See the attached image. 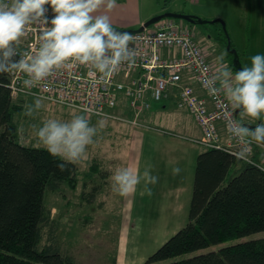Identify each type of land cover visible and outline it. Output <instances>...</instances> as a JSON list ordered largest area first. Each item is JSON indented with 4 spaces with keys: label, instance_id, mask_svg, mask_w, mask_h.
Here are the masks:
<instances>
[{
    "label": "rangeland",
    "instance_id": "obj_1",
    "mask_svg": "<svg viewBox=\"0 0 264 264\" xmlns=\"http://www.w3.org/2000/svg\"><path fill=\"white\" fill-rule=\"evenodd\" d=\"M141 3L137 4V13L139 17L151 15L146 21L168 12L195 15L204 20L223 19L227 32L221 22L198 25L183 19L178 21L193 28L202 48L213 51L215 57L209 59L212 63L217 61L213 64L219 65L217 57L226 53L224 61L220 63L227 64L233 75L236 71L230 63L225 37L228 39L229 36L232 48L238 51L243 67L251 66L252 56L264 55V0H141ZM100 13L102 10L96 14ZM153 26L154 24L150 26L151 29ZM23 98L25 104H33L37 97ZM43 104L44 107L32 117L26 116L24 110L15 115L19 127L23 125L25 129L20 136L24 145L44 147L36 137L32 125L39 128L47 119L69 121L74 115H86L75 108L45 99ZM86 116L93 126L103 119L105 127L98 130L94 137L95 143L87 146L86 159L77 163L76 188L62 183L58 191L45 192L49 220L43 226L42 244L53 242L54 239L61 252L72 256L77 264H146L147 259L165 241L187 224L193 180L191 178L188 192L185 186L187 180H183L185 184L181 185L178 175L163 184H150L148 187L152 189L151 196L146 194L144 182L141 181L132 193L124 197L113 191L112 177L118 169L123 168H130L134 172L136 170L142 175L147 161L152 164L153 174L157 176L162 172L161 159L165 154L163 150H156V142L153 143L149 136L157 135L172 145L182 141L151 132L149 128L137 129L130 124L93 115ZM238 119H241L240 113ZM260 120H264V113L257 121ZM247 121V117H244L242 122L246 124ZM138 141L142 142L141 147H137ZM184 143L191 146L187 152L189 164L186 166L185 155L178 153L179 162L175 167H179L182 172L184 168L189 169L192 163L194 175L196 158L192 154L203 148ZM94 160L99 163L101 171L90 177L87 173ZM259 237H264V231L213 244L175 259Z\"/></svg>",
    "mask_w": 264,
    "mask_h": 264
},
{
    "label": "trees",
    "instance_id": "obj_2",
    "mask_svg": "<svg viewBox=\"0 0 264 264\" xmlns=\"http://www.w3.org/2000/svg\"><path fill=\"white\" fill-rule=\"evenodd\" d=\"M229 57L237 71L230 52ZM14 59L19 60L18 55ZM8 82L9 73L0 74V264H77L54 239L42 244L43 226L49 220L45 192L58 191L62 183L76 188L77 164L61 171L57 165L64 161L59 157L45 147L21 142L15 115L24 110L25 99L14 98ZM253 147L254 163L237 160L224 148H205L197 155L188 222L146 264H264V237L175 259L264 231V162L255 153L258 146ZM100 171L94 160L87 175Z\"/></svg>",
    "mask_w": 264,
    "mask_h": 264
},
{
    "label": "clouds",
    "instance_id": "obj_3",
    "mask_svg": "<svg viewBox=\"0 0 264 264\" xmlns=\"http://www.w3.org/2000/svg\"><path fill=\"white\" fill-rule=\"evenodd\" d=\"M45 5H51L55 16L51 27L42 30L38 52L27 59L21 57L17 48L26 34L28 25L42 22L49 24ZM116 0H0V74L13 71L26 74L25 88L36 86L48 78L55 70L66 66L69 61L90 65L105 78H111L121 64L130 66L136 62L134 45L136 37L128 32L117 31L107 14L96 15L101 10L111 11ZM226 53H221L218 61H224ZM208 94L218 97L221 93L237 109L240 121L229 120L227 131L243 147L230 153L237 160H249L250 145L264 146V122L254 129L245 126L244 117L259 119L264 113V55L251 57V66H244L233 72L227 64L220 67L204 82ZM43 97H37L33 104H25L24 114L32 117L44 107ZM35 129L39 142L53 157L64 163L57 166L61 171L67 164H77L86 159V148L95 143L98 130L105 127L103 119L96 126L90 124L86 115H74L69 121L47 119ZM23 125L17 133L23 135ZM259 167V165H256ZM264 170V169H261ZM181 169L174 167L172 174L179 175ZM113 191L127 197L136 186L144 182L145 192L152 195L149 184L155 185L158 177L151 174L150 166L142 175L130 168L118 169L112 177Z\"/></svg>",
    "mask_w": 264,
    "mask_h": 264
},
{
    "label": "built area",
    "instance_id": "obj_4",
    "mask_svg": "<svg viewBox=\"0 0 264 264\" xmlns=\"http://www.w3.org/2000/svg\"><path fill=\"white\" fill-rule=\"evenodd\" d=\"M5 2L10 4L11 0ZM45 7L48 9L46 16L49 24L39 22L27 26L17 48L19 59L34 56L41 44L42 30L51 27L50 21L55 13L51 6ZM128 33L136 37L132 45L136 62L131 66L121 64L111 78L103 77L90 65L69 61L36 86L25 88L22 82L27 79L26 74L13 71L9 73L8 82L12 96H39L86 115L155 129L205 148H224L230 153L239 151L243 146L227 131L229 120L239 121L236 109L223 93L218 97L208 94L203 82L219 67L210 61L209 50L199 44L193 28L175 19L164 18L156 22L152 29L149 26L144 31ZM194 84H198L204 94H200ZM172 88L176 89L177 107L194 116L202 130L201 137L187 136L142 122V115L151 107L149 99L160 102ZM220 123L228 133L227 142L221 138ZM254 144L250 145L251 161Z\"/></svg>",
    "mask_w": 264,
    "mask_h": 264
},
{
    "label": "crops",
    "instance_id": "obj_5",
    "mask_svg": "<svg viewBox=\"0 0 264 264\" xmlns=\"http://www.w3.org/2000/svg\"><path fill=\"white\" fill-rule=\"evenodd\" d=\"M137 4H142L141 0H116V7L112 9L111 11H106L102 10V13L100 14H107L110 17L112 26L114 28L118 29H126V30H131V29H137L139 28L151 15L147 16H141L139 17L137 13ZM118 14H110V13H116ZM96 14V15H100ZM219 65H215L217 67H220L222 63ZM213 63H217L215 60ZM225 64V63H223ZM194 87L200 94H204L202 89L199 87L198 84H194ZM176 89L172 88L168 92V96L164 98L162 101L157 102L155 100L149 99L151 103V107L142 115V122L150 124V125H155L156 127L160 129H165L169 130L172 132L176 133H181L187 136H194V137H201L202 136V130L200 126L197 124L194 116L187 110L184 109H179L176 104ZM248 121L245 124V126L250 127L252 124L256 123H262L263 121H257L258 119H254L251 117H247ZM220 133H221V138L223 142H227L228 140V133L226 132L224 126L220 123ZM137 129H141L138 127H135ZM151 132L161 134L165 137L172 138V139H177L182 142H175L176 144H171L169 141L163 140L157 135H151L149 138H151L152 142H156L155 147H158L156 150H163L164 151V157L161 159L163 169L161 170V173H158L157 176L159 177L158 182L159 183H165L170 180V178L174 179L178 176H180L181 181L179 182L181 185L185 184L182 181H186L187 183L185 186H187V192L189 191L188 185L191 181V178L193 180L194 175H192V163L188 168H184V170L177 176L172 174V169L175 167V165L178 164V153L181 155H185V161H186V166L189 164L190 158L188 157V153L190 151L191 146H187L184 142L195 144L189 140L178 138L169 134H165L161 131L155 130V129H150ZM174 142V141H173ZM142 142L138 141L137 142V147H141ZM201 146V145H198ZM203 149L199 150L195 153L192 154L194 158L197 157V155L202 152L205 147L201 146ZM261 154L262 162H264V146H258L256 148L255 153ZM177 157L174 161L173 158ZM146 167L150 166V171L151 174H153L152 171V164H149V161L146 163ZM144 164V165H145ZM183 164H184V159H183ZM174 166V167H173ZM145 167V166H144ZM145 167V168H146ZM135 172H137L135 170ZM139 173V172H138ZM178 182V181H177ZM150 185V184H149ZM164 192V191H162ZM186 192V193H187ZM168 195V194H167Z\"/></svg>",
    "mask_w": 264,
    "mask_h": 264
},
{
    "label": "water",
    "instance_id": "obj_6",
    "mask_svg": "<svg viewBox=\"0 0 264 264\" xmlns=\"http://www.w3.org/2000/svg\"><path fill=\"white\" fill-rule=\"evenodd\" d=\"M49 6H51V5H49ZM164 18L183 19V20H185V21H187L189 23H192V24H208V23L221 22L223 24V29L226 30V32H227L226 22L223 19H221V18H217V19H214V20H204V19H201V18H199V17H197L195 15H189V14L178 13V12H168V13H165L163 15L154 16L150 20L145 21L137 29H131V30L118 29V28H115V29L117 31H125V32H140V31H144L145 28L155 24L156 22H158V21H160L161 19H164ZM227 48H228V51L233 54V63H234L235 68L237 69V71L240 70L243 67L242 66V62L240 60L238 51L236 49H234V48H231V40H230L229 36H228ZM235 112H236V115L238 116L239 113H240V109L236 108Z\"/></svg>",
    "mask_w": 264,
    "mask_h": 264
},
{
    "label": "flooded vegetation",
    "instance_id": "obj_7",
    "mask_svg": "<svg viewBox=\"0 0 264 264\" xmlns=\"http://www.w3.org/2000/svg\"><path fill=\"white\" fill-rule=\"evenodd\" d=\"M209 56H210V59L215 57V55L211 49L209 50Z\"/></svg>",
    "mask_w": 264,
    "mask_h": 264
},
{
    "label": "bare ground",
    "instance_id": "obj_8",
    "mask_svg": "<svg viewBox=\"0 0 264 264\" xmlns=\"http://www.w3.org/2000/svg\"><path fill=\"white\" fill-rule=\"evenodd\" d=\"M175 19V18H174Z\"/></svg>",
    "mask_w": 264,
    "mask_h": 264
}]
</instances>
